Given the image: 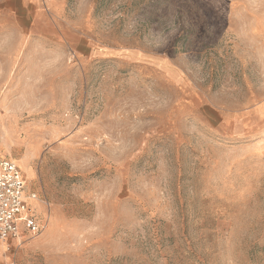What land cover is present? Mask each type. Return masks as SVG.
Returning a JSON list of instances; mask_svg holds the SVG:
<instances>
[{"label":"rangeland","instance_id":"374dc122","mask_svg":"<svg viewBox=\"0 0 264 264\" xmlns=\"http://www.w3.org/2000/svg\"><path fill=\"white\" fill-rule=\"evenodd\" d=\"M0 156L11 264H264V0H0Z\"/></svg>","mask_w":264,"mask_h":264},{"label":"built area","instance_id":"2783aa9c","mask_svg":"<svg viewBox=\"0 0 264 264\" xmlns=\"http://www.w3.org/2000/svg\"><path fill=\"white\" fill-rule=\"evenodd\" d=\"M36 200V194H27L19 165L0 156V242L21 245L26 234L36 236L43 231L44 224L32 203Z\"/></svg>","mask_w":264,"mask_h":264},{"label":"crops","instance_id":"0c3cea01","mask_svg":"<svg viewBox=\"0 0 264 264\" xmlns=\"http://www.w3.org/2000/svg\"><path fill=\"white\" fill-rule=\"evenodd\" d=\"M15 243L17 242L13 241L11 244L0 242V264H11L12 253L8 250L7 246L10 247L12 244Z\"/></svg>","mask_w":264,"mask_h":264}]
</instances>
